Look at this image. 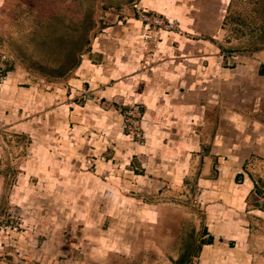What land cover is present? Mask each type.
<instances>
[{
  "label": "crops",
  "instance_id": "1",
  "mask_svg": "<svg viewBox=\"0 0 264 264\" xmlns=\"http://www.w3.org/2000/svg\"><path fill=\"white\" fill-rule=\"evenodd\" d=\"M133 2L176 22L180 31L163 32L157 48L146 49ZM106 3L104 9L101 0V12L86 31L88 44L78 53V65L64 77V88L52 91L54 106L45 109L44 88L8 44L6 26L12 11L22 6L17 0H0V63L8 74L0 85V137L53 138L57 113L65 114L68 122L83 97L87 119L91 113L105 118L103 145H109L110 137L114 156L108 162L116 164L111 173L106 166L95 178L74 176L70 162L21 164L14 193L27 233L84 226L86 233L95 234L88 237L85 264H111L110 258L120 263L119 255L129 248L120 234L135 229L137 234L146 231L141 242L147 251L167 257L168 264H254L248 238L255 227L264 226V199L252 175L255 167L264 166V46L243 51L221 43L232 0ZM39 22L44 28L53 23L50 18ZM3 53L8 56L4 62ZM135 105L142 117L143 142L131 140L121 129V111ZM75 114L71 121H79ZM98 137L103 138L101 133ZM134 163L138 167L123 173V166ZM139 167L143 174H135ZM31 185H53L56 192L43 199ZM187 185L188 204L203 211L200 229L187 230V212L173 204L177 194L170 188ZM126 188L134 189L135 197L122 192ZM44 203H50L49 218L37 212ZM46 246L32 249L35 258L42 257ZM73 252L67 249L66 264H74Z\"/></svg>",
  "mask_w": 264,
  "mask_h": 264
},
{
  "label": "rangeland",
  "instance_id": "2",
  "mask_svg": "<svg viewBox=\"0 0 264 264\" xmlns=\"http://www.w3.org/2000/svg\"><path fill=\"white\" fill-rule=\"evenodd\" d=\"M17 1L22 8L12 11L15 19L12 16L9 21L10 24L6 26L10 32L8 44L12 51L17 53L18 59H21L22 66L28 67L33 72L31 74L36 78L35 82L40 85V88H44V95H47L46 99L43 100L46 105L44 108L50 109L51 106H54L51 103L52 96H50L52 91H55V88H64V77H56V72L67 68L65 66L67 55L82 46L81 43L78 44L76 41L78 38L86 37L87 23L82 21H91L94 17L97 19V14L101 12V0ZM109 1L127 0H105V2ZM52 17L56 18L51 19ZM41 18L62 21L53 22L51 32L48 30L46 32V28L40 25ZM227 21L224 26V38L221 41L226 48L251 51L264 46L262 41L256 40L260 34L264 36V0H232ZM46 33L47 38L44 39L43 35ZM57 37L58 41L55 42L54 40H57ZM78 51L75 53L74 58L77 60H74L76 64L73 67L77 66L80 61L78 56L80 54L78 53L82 52ZM74 58L72 57V59ZM38 91L40 90L38 89ZM57 100L60 102L59 97ZM86 103V98L81 97L77 102L78 113L70 112L68 122L65 114H62L61 111L57 113L58 128L55 130L53 138L50 136L39 138L35 135L0 137V219L9 213H14L17 215V222L21 224V226L0 231V264H66L65 254L68 248L74 251V264H85V260H83L84 253L86 254V250H88L91 243L88 237L95 234L86 233L84 226L76 223L73 228L65 226L55 229L54 226L53 230L45 227L47 231L27 233L28 227H24L26 225L16 210V208L21 209V207L15 202L16 193H14V190L19 187L16 176L21 171V164H65V162H70L74 164L72 168L74 176L81 177L89 174L93 178L102 176L106 166H109L107 170L110 173L111 170L116 168V164H109L108 162L114 156V150L110 146V137L107 138L109 145L106 148L103 145L106 136L101 131L104 130L102 126H105V118H98L97 115L93 116L91 113L90 119H87L89 111L85 109ZM72 114H75L79 121L75 119L71 121ZM45 122L50 125V120L46 119ZM90 132L95 135H91ZM99 133L103 138L98 137ZM94 139L96 140L95 143H93ZM69 153H72L73 157H70ZM90 164H101L104 169L101 171L99 167L95 168L96 165L90 166ZM126 165V167L123 166V173H125V169L129 170L131 166L133 168V165L138 167L136 163ZM120 168L121 166H118L115 170L117 174ZM135 172V174H143L140 167ZM113 174L114 172H112ZM252 175L258 183V189L264 199V166L255 167ZM78 185L77 188L82 191V184ZM32 188H36V185ZM60 188L61 186L57 187V189ZM182 188V190L170 188V191H175L177 194L174 197L172 196L177 200L173 204L181 205L187 212L188 216L184 222L187 230L200 229L203 224V211L188 204L189 186ZM36 189L42 193L43 199L56 192L53 185ZM122 192L127 195L135 194V190L130 188H126ZM261 202L264 206V200ZM50 209V203H44L41 207H38L37 212H42L43 217L49 218L52 215ZM23 220H25L24 216ZM134 231L133 233L120 234L124 243L129 245V248L125 249L127 254L119 255L120 263L117 259L110 258L109 262L111 264H163L164 262L168 264L167 257H164L162 253L157 254L156 252V254H153L151 250L147 251L148 247L141 242V236H147L146 231L141 232V234H137L136 229ZM32 240H34L35 245L28 246L27 243L32 242ZM248 241L253 245L254 264H264V226L255 227ZM45 245L47 246L46 250L42 251V257H39V255L35 258L36 254L31 252L32 249L37 248L40 250ZM24 248H27V253H24ZM55 253L58 254V259ZM259 259L261 260L259 261Z\"/></svg>",
  "mask_w": 264,
  "mask_h": 264
},
{
  "label": "built area",
  "instance_id": "3",
  "mask_svg": "<svg viewBox=\"0 0 264 264\" xmlns=\"http://www.w3.org/2000/svg\"><path fill=\"white\" fill-rule=\"evenodd\" d=\"M131 9L135 12L137 20L143 25L144 33L141 37L142 41L146 45V49L154 50L156 45L161 40V34L163 32H179L180 28L174 21H169L166 18L150 13L143 8L139 7L136 2L130 4ZM8 56L3 53L1 60L4 62ZM7 70L4 65L0 64V85L4 83L7 78ZM122 122L121 129L131 140L141 142L144 139L143 131L141 128V115L138 107L132 106L131 108L121 111ZM195 206L196 201H191ZM18 218L14 213H9L7 216H2L0 219V231L7 228L21 226L17 222Z\"/></svg>",
  "mask_w": 264,
  "mask_h": 264
},
{
  "label": "trees",
  "instance_id": "4",
  "mask_svg": "<svg viewBox=\"0 0 264 264\" xmlns=\"http://www.w3.org/2000/svg\"><path fill=\"white\" fill-rule=\"evenodd\" d=\"M102 3H103V8L104 9H106V8H108L109 6L107 5V3L105 2V0H102ZM53 18H56V17H52L51 19H53ZM57 18H59V17H57ZM84 18V17H83ZM91 20V19H90ZM59 21H62V20H58V21H54V20H52V22H59ZM85 21V23H87V28L89 29V28H92V21H88L87 20V22H86V20H83L82 22H84ZM83 25V24H82ZM51 26H52V23H50L47 27H46V29L49 31V32H51L50 31V29H51ZM88 29H87V31H88ZM66 30H68V29H66ZM55 42L56 41H58V37H57V40L55 39L54 40ZM76 41H77V43L79 44V43H81V47L79 48V49H77V50H73L74 52L73 53H71V54H69V55H67V62L65 63V66L67 67V68H65L63 71H59V72H56V77H66L67 75H69V72L71 71L70 69L71 68H73V66L76 64V58H74L75 57V53L78 51V50H80V49H82L86 44H88V41H86L85 40V38H78V39H76ZM262 43H263V45H264V40H262ZM81 51V50H80ZM79 52V51H78ZM72 57L74 58V59H72ZM75 60V61H74ZM70 67V68H69Z\"/></svg>",
  "mask_w": 264,
  "mask_h": 264
},
{
  "label": "bare ground",
  "instance_id": "5",
  "mask_svg": "<svg viewBox=\"0 0 264 264\" xmlns=\"http://www.w3.org/2000/svg\"><path fill=\"white\" fill-rule=\"evenodd\" d=\"M121 24V23H120ZM144 48V47H143ZM157 48V47H156ZM146 59V58H145ZM1 64V63H0ZM148 64V63H147ZM142 120V119H141ZM143 142V141H142ZM17 216V215H16ZM6 232V231H5ZM1 233V232H0Z\"/></svg>",
  "mask_w": 264,
  "mask_h": 264
}]
</instances>
